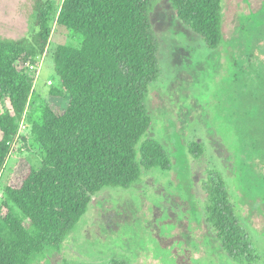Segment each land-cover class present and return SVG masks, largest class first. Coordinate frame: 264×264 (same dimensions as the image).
<instances>
[{
    "label": "trees",
    "instance_id": "1",
    "mask_svg": "<svg viewBox=\"0 0 264 264\" xmlns=\"http://www.w3.org/2000/svg\"><path fill=\"white\" fill-rule=\"evenodd\" d=\"M178 18L209 49L223 40V0H171ZM149 0H62L39 7L32 40L0 39V179L19 140L35 148L40 168L13 175L0 201V264H30L47 250H60L77 229L93 196L129 189L143 170L167 172L172 162L158 142L143 138L151 127L146 108L150 85L159 79L158 43ZM82 38L53 52L60 88L33 96L28 66L48 52L53 24ZM64 102L62 108L56 102ZM25 122L29 138L20 137ZM198 144L190 153L198 157ZM187 187V184L185 185ZM206 207L194 194L186 206L156 218L149 236L155 264H197L213 240L234 261L256 262L255 250L229 201L220 173L204 184ZM158 226V228H157ZM125 254L104 264H130Z\"/></svg>",
    "mask_w": 264,
    "mask_h": 264
},
{
    "label": "rangeland",
    "instance_id": "2",
    "mask_svg": "<svg viewBox=\"0 0 264 264\" xmlns=\"http://www.w3.org/2000/svg\"><path fill=\"white\" fill-rule=\"evenodd\" d=\"M49 1L58 7L62 0H0V39L31 41L39 7ZM149 1L161 73L145 102L152 123L143 142L160 143L172 168L143 170L131 188L104 189L93 196L62 248L47 250L30 264H104L118 254L127 255L130 264H154L149 236L156 218L170 210L179 214L187 188L204 212V184L211 173H220L225 182L255 250L253 264H264V0H223V40L217 50L178 18L171 0ZM81 40L53 24L40 66L27 67L34 97L46 99L52 88L61 87L53 52ZM28 132L21 129L20 137L29 138ZM192 144L202 146L198 157L190 153ZM28 165L38 169L42 159L19 138L0 179V201L13 175ZM204 241L207 249L197 264H240L214 242L208 224Z\"/></svg>",
    "mask_w": 264,
    "mask_h": 264
},
{
    "label": "built area",
    "instance_id": "3",
    "mask_svg": "<svg viewBox=\"0 0 264 264\" xmlns=\"http://www.w3.org/2000/svg\"><path fill=\"white\" fill-rule=\"evenodd\" d=\"M25 128H27V126H26L25 122L23 121L22 124H21V129H25Z\"/></svg>",
    "mask_w": 264,
    "mask_h": 264
},
{
    "label": "flooded vegetation",
    "instance_id": "4",
    "mask_svg": "<svg viewBox=\"0 0 264 264\" xmlns=\"http://www.w3.org/2000/svg\"><path fill=\"white\" fill-rule=\"evenodd\" d=\"M201 208V207H200ZM202 210V209H201Z\"/></svg>",
    "mask_w": 264,
    "mask_h": 264
}]
</instances>
